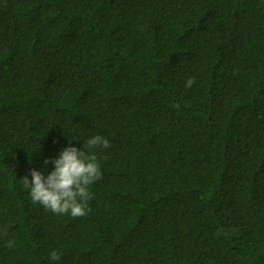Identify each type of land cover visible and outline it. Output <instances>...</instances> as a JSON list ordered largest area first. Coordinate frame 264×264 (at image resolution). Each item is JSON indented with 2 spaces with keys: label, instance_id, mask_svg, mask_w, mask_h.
Listing matches in <instances>:
<instances>
[{
  "label": "trees",
  "instance_id": "1",
  "mask_svg": "<svg viewBox=\"0 0 264 264\" xmlns=\"http://www.w3.org/2000/svg\"><path fill=\"white\" fill-rule=\"evenodd\" d=\"M95 135L88 215L33 204ZM0 264H264V0H0Z\"/></svg>",
  "mask_w": 264,
  "mask_h": 264
},
{
  "label": "clouds",
  "instance_id": "2",
  "mask_svg": "<svg viewBox=\"0 0 264 264\" xmlns=\"http://www.w3.org/2000/svg\"><path fill=\"white\" fill-rule=\"evenodd\" d=\"M194 83L195 78H189L186 87L190 88ZM109 147L111 145L108 139L95 135L84 141L83 149L70 144L57 158L51 161L46 159L45 164L51 162L54 165L49 174L44 175L32 169L31 180L27 176L21 179L24 187L29 189L32 203L40 204L45 210L57 215L70 213L73 218L88 215L90 212L88 201L93 198L90 186L102 176L101 166L94 150ZM10 246L11 242H9ZM49 258L56 262L60 260V255L52 251Z\"/></svg>",
  "mask_w": 264,
  "mask_h": 264
}]
</instances>
